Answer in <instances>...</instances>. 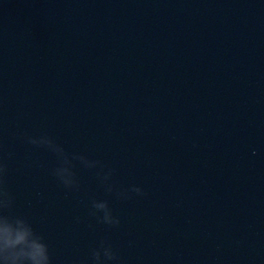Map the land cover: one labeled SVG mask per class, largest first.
I'll return each instance as SVG.
<instances>
[{"label":"water","instance_id":"water-1","mask_svg":"<svg viewBox=\"0 0 264 264\" xmlns=\"http://www.w3.org/2000/svg\"><path fill=\"white\" fill-rule=\"evenodd\" d=\"M6 229L48 264H264V0H0Z\"/></svg>","mask_w":264,"mask_h":264},{"label":"clouds","instance_id":"clouds-1","mask_svg":"<svg viewBox=\"0 0 264 264\" xmlns=\"http://www.w3.org/2000/svg\"><path fill=\"white\" fill-rule=\"evenodd\" d=\"M27 232H18L14 238H11L10 232L6 229L0 243H2L5 249L15 248L17 245H23L33 249L31 252H25L21 249L18 253H12V257L15 260L16 257H26L31 264H48L47 249L44 244L31 243L26 240Z\"/></svg>","mask_w":264,"mask_h":264}]
</instances>
